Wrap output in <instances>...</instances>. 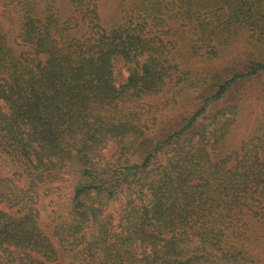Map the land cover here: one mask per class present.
Listing matches in <instances>:
<instances>
[{
	"label": "trees",
	"instance_id": "trees-1",
	"mask_svg": "<svg viewBox=\"0 0 264 264\" xmlns=\"http://www.w3.org/2000/svg\"><path fill=\"white\" fill-rule=\"evenodd\" d=\"M59 1L0 0V264H256L264 97L224 153L252 94L228 97L264 79V0H125L115 26L99 0ZM240 35L256 53L242 73L177 63L180 45L211 60Z\"/></svg>",
	"mask_w": 264,
	"mask_h": 264
},
{
	"label": "rangeland",
	"instance_id": "rangeland-1",
	"mask_svg": "<svg viewBox=\"0 0 264 264\" xmlns=\"http://www.w3.org/2000/svg\"><path fill=\"white\" fill-rule=\"evenodd\" d=\"M124 1L125 0H99L97 2L98 16L103 26H115L118 24L120 19V7ZM58 5L60 8L66 7L65 0H60ZM66 12L68 13L69 10L67 9ZM175 49H178V52L175 54L178 59L177 63L181 67V70L184 72H192L194 79H200L203 75L213 77L217 76V73L223 72H226L228 75L239 72L242 73V68L252 62L250 61L251 59L256 57V53H254L252 49L246 47L245 36L242 35H240V37L237 36L230 42L229 45L222 48L218 54L219 58L211 60H204L200 58L188 59L185 50L181 45ZM128 70L129 67L126 66L119 57H117L115 59V84L117 86L126 81L128 77ZM198 73L202 75H197ZM205 80L206 79H203L200 86L197 87L198 89L196 88L197 91L194 95L190 93L176 95V99L180 101V105L183 106V109L186 108V99L193 101L192 103L196 105L198 103L197 97L206 91V89L212 87V84H209L208 82L204 85ZM242 94L252 95H250V100L240 106V113L238 114L236 123L233 126L229 139L226 143L224 153L225 156H229L239 150L242 143L248 140L251 136L257 120L261 118L263 101L260 100V97H264V79L251 81L241 87H238L228 97V103H231L233 97L239 98V95ZM171 96L172 93H167L163 97L156 99V106L160 108L165 107V109H167L168 105H171ZM111 154V149L106 151V155L108 157ZM70 186L71 183L69 179L65 184V193L67 195L70 192ZM261 248L254 244H252L250 248V255L256 264H264V246L263 250Z\"/></svg>",
	"mask_w": 264,
	"mask_h": 264
}]
</instances>
